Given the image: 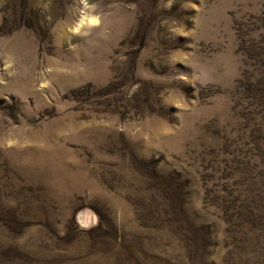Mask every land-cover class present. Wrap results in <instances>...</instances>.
Segmentation results:
<instances>
[{"label":"rangeland","instance_id":"374dc122","mask_svg":"<svg viewBox=\"0 0 264 264\" xmlns=\"http://www.w3.org/2000/svg\"><path fill=\"white\" fill-rule=\"evenodd\" d=\"M0 264H264V0H0Z\"/></svg>","mask_w":264,"mask_h":264},{"label":"bare ground","instance_id":"6f19581e","mask_svg":"<svg viewBox=\"0 0 264 264\" xmlns=\"http://www.w3.org/2000/svg\"><path fill=\"white\" fill-rule=\"evenodd\" d=\"M77 220L78 221H82L86 224H88L87 226L89 227L90 226V223L93 221L94 219V216H93V213L90 211V210H82L78 213L77 215Z\"/></svg>","mask_w":264,"mask_h":264}]
</instances>
